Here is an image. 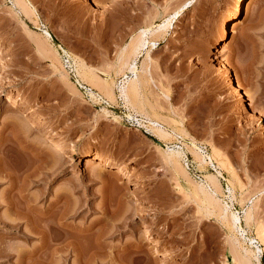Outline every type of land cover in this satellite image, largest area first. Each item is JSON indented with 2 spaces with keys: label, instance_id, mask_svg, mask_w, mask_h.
<instances>
[{
  "label": "rangeland",
  "instance_id": "obj_1",
  "mask_svg": "<svg viewBox=\"0 0 264 264\" xmlns=\"http://www.w3.org/2000/svg\"><path fill=\"white\" fill-rule=\"evenodd\" d=\"M17 1L0 0V149L7 172L25 185L27 197L16 201L35 209L22 206L19 226H7L11 182L0 183V264H81L60 250L58 222L68 232L89 229L72 233L82 250L98 252L92 264H264V0L240 1L229 23L239 0ZM141 36L147 44L124 64ZM132 66L137 102L122 94ZM15 94L25 101H11ZM29 107L48 123L39 126ZM174 149L186 153L167 162ZM105 154L128 175L115 166L85 170L87 158ZM36 166L34 180L42 179L24 184ZM200 186L219 189L241 225L224 219ZM48 211L54 241L40 250L34 228Z\"/></svg>",
  "mask_w": 264,
  "mask_h": 264
},
{
  "label": "bare ground",
  "instance_id": "obj_2",
  "mask_svg": "<svg viewBox=\"0 0 264 264\" xmlns=\"http://www.w3.org/2000/svg\"><path fill=\"white\" fill-rule=\"evenodd\" d=\"M17 1V0H16ZM18 1H21V0H18ZM17 1V5L19 4V6L21 5L22 7H23V5L21 4V2L19 3ZM240 1H242V0H239V3L237 4V6L231 11V13H230V16H229V18L227 19V23H229L233 18H236L239 14H240V12H241V5H240ZM15 7H16V5H15ZM27 12H28V10H27ZM235 23V22H234ZM233 23V24H234ZM232 24V25H233ZM165 27H163V29H164ZM167 28V27H166ZM149 32V31H148ZM43 33H44V35H45V37L49 40H51L52 38H53V35L51 34V32L50 31H48V30H43ZM143 34V33H142ZM141 34V35H142ZM226 36H227V29H226V23L224 24V26H223V31H222V35H221V41L222 40H224L225 38H226ZM145 36H141V37H138V39L137 40H135V42H131L130 44H132V46L131 45H129L130 47H128V48H130V52H129V54H128V52H125L124 54H126V55H124V57H123V55H122V57H123V61H124V64H128L129 63V61H130V59H131V55H133V56H136L139 52H140V50H141V48L143 47V46H145L146 44H147V39L146 38H144ZM1 41V40H0ZM224 42V41H223ZM0 43H2V42H0ZM225 43V42H224ZM221 47V46H220ZM223 47V46H222ZM3 47L0 45V51H1V49H2ZM60 48V47H59ZM3 50H4V48H3ZM221 50V49H220ZM223 50V49H222ZM221 50V51H222ZM5 51H8L7 49H5ZM4 51V53H6ZM128 51H129V49H128ZM220 51V52H221ZM3 52V51H2ZM64 51L62 50V53H63ZM218 53V52H217ZM221 53H224V51L223 52H221ZM220 53V54H221ZM11 54V53H10ZM65 54V53H64ZM222 55V54H221ZM5 57H7V53H6V55H4ZM9 56V55H8ZM4 57V58H5ZM9 57H11V55L9 56ZM8 57V60H10V58ZM12 58V57H11ZM221 58V57H220ZM223 58H225V56L223 57ZM218 59V58H217ZM219 60H221V59H219ZM223 60V59H222ZM221 63H222V61H221ZM222 65H224V64H222ZM124 66V65H123ZM126 66V65H125ZM128 66V65H127ZM219 67V66H218ZM224 67V66H223ZM223 69H227V68H223ZM130 70L132 71V73L135 75V77H134V79H129V78H127L128 80H126V82H125V84L124 85H122V94H123V96H125V98H127V99H129L130 100V98L132 99V101L135 99V101H136V99H137V97H140L139 96V94H140V90H141V79H139L140 77H139V71H138V69H137V67H135V66H132L131 68H130ZM222 70V69H221ZM222 71H224V70H222ZM226 71V70H225ZM229 71H227V73H228ZM218 73H220V70H219V72ZM222 73V72H221ZM230 73V72H229ZM227 76H228V74H227ZM229 78V77H228ZM232 78V77H231ZM231 80V79H230ZM237 83V82H236ZM232 84V83H231ZM238 85H239V83H238ZM238 88H240V89H243V88H241L240 87V85L239 86H237ZM110 89H108L107 91H109ZM106 91V92H107ZM121 91V90H120ZM239 91V90H238ZM109 92H111V90L109 91ZM244 93V92H243ZM121 94V95H122ZM245 96H246V94H245ZM13 100H11V101H13V102H16V103H23V98L20 96V94L18 95V94H15V97L14 98H12ZM127 99H125V100H127ZM25 101V100H24ZM128 102V101H127ZM134 102V101H133ZM137 102V101H136ZM24 104L26 105L27 103H25L24 102ZM127 104V103H126ZM22 106V105H21ZM28 106V105H27ZM20 107V106H19ZM254 108H255V106H254ZM25 110H26V108H25ZM27 111H28V115L30 114L31 115V119H33L34 117V120L36 119V123L39 125V126H41V124L42 125H44L45 126V124L44 123H48V121L47 122H45L44 120H43V118H41V117H38V116H36L35 115V111H32V109L29 107V108H27ZM27 111L25 112V113H27ZM6 114V113H5ZM154 114H155V112H154ZM12 116V115H11ZM10 116V117H11ZM27 116V115H26ZM33 116V117H32ZM3 117V116H2ZM149 117V116H148ZM5 118H6V116H5ZM45 118V117H44ZM147 118V117H146ZM156 118V117H155ZM8 120V119H7ZM6 120V121H7ZM9 122H10V119L8 120ZM8 121L7 122H4L5 123V126H3V127H6L7 125L6 124H8ZM13 121V120H12ZM11 121V122H12ZM10 122V123H11ZM34 122V121H33ZM150 122V121H149ZM3 123V124H4ZM35 123V124H36ZM156 123V122H155ZM158 123V122H157ZM10 125V124H9ZM8 125V126H9ZM13 125V124H12ZM18 125V124H17ZM37 125V126H38ZM153 125H155L154 123H153ZM11 126V125H10ZM156 126H160V125H156ZM15 127V126H14ZM13 127V128H14ZM8 128V127H7ZM20 128V127H19ZM156 128V127H155ZM160 128V127H159ZM6 129V128H5ZM157 130L159 131V134L162 136V137H164L165 135H170V134H167V133H164V131L162 130V129H158L157 128ZM2 134V133H1ZM14 134V133H13ZM19 134V133H18ZM158 134V135H159ZM10 135V134H9ZM32 136H34V135H32ZM57 136V135H56ZM5 137V136H4ZM17 137V136H16ZM60 137V136H59ZM58 137V138H59ZM3 138V137H2ZM19 138V137H18ZM18 138H16V140L18 139ZM27 138V137H26ZM33 138V137H32ZM39 138V137H38ZM57 138V137H56ZM164 138H166V137H164ZM1 139V138H0ZM42 139V138H41ZM55 139V138H54ZM6 139L4 138L2 141H1V143H0V145L1 144H3V143H5L4 141H5ZM9 140V139H8ZM40 140V139H39ZM50 140H52V139H50ZM53 141V140H52ZM194 145V144H193ZM20 146V145H19ZM5 147H6V145H5ZM30 147V146H29ZM194 147V149H195V151H194V149H192L193 150V153H194V155H196V159H200V161L201 162H205L206 163V161H205V158H204V155H203V153H202V150H201V148H199V147H197L196 145L195 146H193ZM4 148V147H3ZM11 148V147H10ZM23 148V147H22ZM38 148V147H37ZM24 149H25V147H24ZM29 149V148H28ZM44 149V148H43ZM64 148L62 147V150H63ZM65 150V149H64ZM185 150V149H184ZM7 151V150H6ZM31 151V150H30ZM34 152V151H33ZM214 152V151H213ZM216 152V151H215ZM214 152V153H215ZM218 152V151H217ZM216 152V153H217ZM40 153H42V152H40ZM38 154V153H35V155H36V157H44L45 155H43V154ZM168 153V152H167ZM166 153V154H167ZM183 153L185 154L186 153V150L183 152H179V151H175V149L174 150H170V153L168 154L169 156H168V160H167V162H169V161H172L176 156H177V158H175V159H178V158H180L179 156H184L183 155ZM191 153V152H190ZM5 154V153H4ZM182 154V155H181ZM220 154V153H219ZM6 155V154H5ZM106 156H107V154H105ZM217 155V154H216ZM106 156H102V155H100V156H95V157H92L91 156V158H87V160L85 161V170H88V169H90L92 166H99V165H101V166H103V167H108V166H115V167H118L119 168V170L121 171V172H124L125 174H127L128 175V171L126 170L127 168L126 167H124V166H122L120 163V161H119V163H117L118 161L117 160H115V159H111L110 157H106ZM212 156V155H211ZM3 157V151H2V149H0V183L2 182H4L6 179L9 181V182H11V183H9L10 185H9V188H8V190H9V194H8V198H7V200H5V203L7 204V207H8V209L9 210H13L14 211V215H15V219H11V221L10 222H6V224H7V226L9 225L10 227H17V226H19V223L18 224H16L15 222L17 221V220H20V218H21V216H22V214H21V207L22 206H24V207H26L27 208V210L28 211H32L33 209H35L34 207L32 208L31 207V205L30 204H26L25 202L23 203V201L22 202H20L21 201V198H24L25 199V197H27L26 195H24L23 193V189L25 188L24 186L25 185H23V187H21L22 185L20 184H17L18 183V178H19V176H17L16 175V173H11V172H7V169H5V166H4V162L5 161H3L4 160V158H2ZM166 157H167V155H166ZM45 158H46V156H45ZM114 158V157H113ZM40 159H42V158H40ZM44 159V158H43ZM51 159H52V157H51ZM166 159V158H165ZM174 159V161L173 162H171V163H177L178 161L177 160H175ZM210 159H212L211 157H210ZM117 161V162H116ZM46 162H48V161H46ZM210 162V161H209ZM222 162V161H221ZM49 163V162H48ZM218 163V162H217ZM43 164V163H42ZM124 164V163H123ZM222 164V163H221ZM46 165H47V163H46ZM46 165H44V166H46ZM125 165V164H124ZM179 165H180V163H179ZM51 166H53V165H51ZM55 166H57V165H55ZM54 166V167H55ZM202 166V165H201ZM43 167V166H42ZM50 167V166H49ZM53 167V168H54ZM102 167V168H103ZM129 167V166H128ZM53 168H49L48 169V172H53L55 169H57L56 167L53 169ZM41 169V167H38V166H36L35 168H31V169H27V171H26V174H25V172H24V174L20 177L21 179H24V181L25 182H23L24 184L27 182V181H30V182H38L40 179H42L41 177H39L38 175V177H39V179L38 178H36V180H34L35 178V176H36V173L39 171ZM59 169V168H58ZM84 169V168H83ZM130 169V168H129ZM10 170V169H9ZM42 170V169H41ZM75 171V170H74ZM118 171V170H117ZM40 172V171H39ZM45 172H47V171H45ZM51 172V173H52ZM57 172V171H56ZM77 172H78V170H77ZM80 172V171H79ZM78 172V173H79ZM75 173V172H74ZM74 173H73V175H74ZM20 174V173H19ZM22 174V173H21ZM53 174V173H52ZM103 174V173H102ZM101 174V175H102ZM121 174V173H120ZM129 174L131 175V172L129 171ZM51 175V174H50ZM101 175H99L100 177L99 178H101V179H104L106 176H104L103 177V175L101 176ZM129 175V176H130ZM44 176V175H43ZM42 176V177H43ZM128 176V177H129ZM132 176V175H131ZM136 177H134V174H133V178H135V180L136 181H139V176H137V174L135 175ZM24 177V178H23ZM131 177H129V179H130ZM17 179V180H16ZM100 179V180H101ZM105 179H107V178H105ZM12 180H14V181H12ZM20 180V179H19ZM38 180V181H37ZM217 179H215L214 177H212V179H211V181H213L212 182V186H213V184L214 185H216L217 187H218V183H217V181H216ZM15 181H17V183L15 182ZM133 181H134V179H133ZM210 181V182H211ZM15 182V183H14ZM21 182V181H20ZM104 182V183H103ZM102 182V185L104 184V185H108V182H107V180H104ZM107 182V183H106ZM133 183V182H132ZM138 183V182H137ZM136 183V185H138ZM209 183V182H208ZM135 184V183H134ZM140 185H142V184H140ZM200 185V184H199ZM204 186V185H203ZM208 186H209V184H208ZM206 187V186H205ZM219 188V187H218ZM25 190V189H24ZM199 190L201 191L200 193L201 194H204V196H205V200L209 203V204H211V206H215L218 210H219V213L221 214V215H223V217H224V219L226 218L227 220H228V216L230 217V221H232L235 225H237V224H240L241 225V220H240V218H239V216L235 213V212H233L232 210H231V207H230V205H228L227 203H223V201H222V199H221V197H220V194H218V191H219V189H218V191H215L214 193H212L213 191H212V189H210L212 192H210V190L208 191V188H207V190L204 188V187H201L200 186V188H199ZM195 193H198V192H195ZM16 197H17V199L18 198H20V203H18L17 201H16ZM66 197V196H65ZM68 197V196H67ZM200 197V196H199ZM27 200V199H26ZM28 200H29V198H28ZM28 202V201H27ZM225 202V201H224ZM21 203H23V204H21ZM202 203V202H201ZM66 205V204H65ZM68 206V205H67ZM66 206V207H67ZM76 206H77V204H76ZM76 206H74V207H76ZM210 206V207H211ZM213 206V207H214ZM70 208H73V207H71V205H70ZM76 209H78V208H76ZM76 209H70V213H74V212H76L77 210ZM65 210V209H64ZM69 210V209H68ZM73 212H72V211ZM206 210V209H205ZM209 210V209H208ZM27 211V212H28ZM30 211V212H31ZM62 212V211H61ZM64 212V211H63ZM62 212V213H63ZM218 212V211H217ZM40 213V212H39ZM77 213V212H76ZM29 214H31V213H29ZM50 211H48V212H41L40 213V215H41V217H42V224L43 225H41V223L40 222H38V223H40L39 225L40 226H38L37 228L35 227L34 229H32V230H34V233L37 231V233L38 234H40V235H42V245L40 246V250L42 249H44V248H51V246H52V241H54V239H51L50 237H51V235L49 234L50 232L49 231H51L52 229H53V224L55 225V223L56 222H52V220L53 219H49V218H51V217H49L50 215ZM53 214V213H52ZM24 215V214H23ZM32 215V214H31ZM30 215V216H31ZM72 215V214H71ZM220 215V216H221ZM33 216V215H32ZM38 216V215H37ZM64 216V215H63ZM63 216H61L62 218H63ZM24 217V216H23ZM27 217V216H26ZM57 217V216H56ZM31 218V217H30ZM21 219H23V218H21ZM27 219H28V217H27ZM38 219H40V218H38ZM59 219H61V218H59ZM54 220H55V217H54ZM9 221V220H8ZM30 221V220H29ZM56 221V220H55ZM62 220H60V222H61ZM5 223V222H4ZM14 223V224H13ZM36 224V223H35ZM56 224H58L59 226H64L63 228H65L64 229V232H65V235H64V237L62 238V245H63V247H62V249H60L61 251L62 250H64V251H67V252H65V253H69L70 252V255L71 254H76V256H77V259H79L80 261H81V264H92L93 263V261L94 262H97V259L95 258V257H98V252L97 251H95L92 247V249L91 248H88V249H84L83 248V250H82V246H81V248L80 247H78L76 244H75V235H77L78 233H79V235H82V234H86V233H88L89 231V229L88 228H86V229H88V230H86V229H83V228H78V229H75V231L77 230V232L78 233H74V228H72L71 226L69 227V226H67L66 225V223H64V224H62V223H56ZM58 225H56V227L58 226ZM58 226V227H59ZM55 227V226H54ZM241 227V226H240ZM48 229H49V231H48ZM56 229V228H55ZM69 229H73L72 230V232L74 233V236H73V233L72 232H68L67 230ZM243 229V228H242ZM58 230V229H57ZM48 232V233H47ZM152 232V231H151ZM52 233V232H51ZM54 233V232H53ZM71 233V234H70ZM49 235V236H48ZM156 235V234H155ZM70 236V237H69ZM78 236V235H77ZM158 237H159V240L161 239L160 238V236L158 235ZM158 237L156 238V239H158ZM247 237H249V236H247ZM53 238H54V236H53ZM69 238H70V241H69ZM78 238V237H77ZM155 238V237H154ZM55 240H58V239H55ZM159 240H157L158 241V244L159 243H162V241H160L159 242ZM99 241V240H98ZM60 242V241H59ZM55 244V243H54ZM60 244V243H59ZM98 245H101V244H97V246ZM165 245V243L164 244H162V246L163 247H165L164 246ZM96 246V247H97ZM94 247V246H93ZM63 252V251H62ZM75 256V257H76ZM164 257H165V255H163ZM95 264V263H94ZM174 264V263H173Z\"/></svg>",
  "mask_w": 264,
  "mask_h": 264
}]
</instances>
